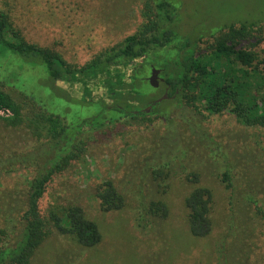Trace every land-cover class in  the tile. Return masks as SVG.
Listing matches in <instances>:
<instances>
[{
    "label": "rangeland",
    "instance_id": "obj_1",
    "mask_svg": "<svg viewBox=\"0 0 264 264\" xmlns=\"http://www.w3.org/2000/svg\"><path fill=\"white\" fill-rule=\"evenodd\" d=\"M165 1L176 9L177 22L170 29L177 38L171 49L179 48L186 37L203 36L200 51H206L226 34L227 25L240 27L242 23L264 22V0ZM148 2L0 0V14L8 15L24 41L51 50L69 65L81 67L136 33L145 21L143 13L147 8L152 14L157 11L155 3L149 7ZM256 30L250 34L249 43L242 46L262 53L264 23ZM171 56L174 53L167 50L143 56L130 65L129 75L151 61L160 65ZM150 76L149 69L147 77ZM0 82L6 85L0 84V89L21 109L18 125L8 122L13 113L12 116L0 115V153L24 151L48 141V130L36 118L43 110L35 101L49 114L61 117L60 123L71 127L70 135L80 130L81 121L100 110L81 106L77 99L83 94L80 85L58 82L56 87L45 65L11 50L0 57ZM91 88L95 90L92 84ZM98 91L104 93L105 90L99 88ZM165 91L166 86H161L157 92L148 93L150 98L158 99ZM106 101L110 102V98ZM185 111L176 107L171 111L172 120L148 116L146 122L127 128H124V120L108 124L100 131L87 127L75 137L87 142L86 154L74 160L72 167L58 177L52 195H47L43 201V209L58 201V197L76 200L86 216L97 223L102 241L93 249H83L70 238L56 233L42 245L34 264H226L227 261L229 264H264V129L243 126L230 114L210 116L203 128L213 141L203 144L201 131L197 132L196 128L198 122L192 119L193 112ZM169 121L175 123L171 125ZM112 128L116 133L114 137L111 133L107 137L99 136ZM65 138L57 142L64 146ZM217 150L219 153L215 156L220 157L213 160L211 152ZM165 151L171 158L178 157L175 166L183 163L189 169L190 165H196L201 173L200 186L213 192V229L206 238H195L189 231L185 199L193 186L184 178H176L164 196L169 216L157 224L152 233H142L136 227V200L130 199L123 210L117 212L104 213L100 208L94 190L99 184L110 180L117 186H125L134 166L140 164L145 155ZM227 167L231 171L230 190L226 189L222 177ZM31 179L32 171L1 175L0 229L9 207L6 199L12 194H23ZM251 197L258 201L257 206L251 203Z\"/></svg>",
    "mask_w": 264,
    "mask_h": 264
},
{
    "label": "trees",
    "instance_id": "obj_2",
    "mask_svg": "<svg viewBox=\"0 0 264 264\" xmlns=\"http://www.w3.org/2000/svg\"><path fill=\"white\" fill-rule=\"evenodd\" d=\"M152 2L156 5V13L152 14L147 8L143 13L145 21L136 33L81 67L69 65L51 50L24 41L8 15L0 14V57L6 50H11L14 54L41 62L56 87L58 82L80 85L83 94L77 99L81 106L100 109L93 117L81 121L80 130L70 135L71 127L61 124V117L49 114L33 99L43 110L36 114V118L48 130L50 138L24 151L0 153V177L18 171L33 172L28 189L6 199L9 207L0 229V264H34L42 245L56 233L70 238L83 249H93L101 243L97 223L86 216L76 200L58 197V201L43 209V201L47 195H52L58 177L72 167L74 160L86 154L87 142L75 138L85 128L100 131L108 124L122 123L123 120L126 121L124 128H127L134 123L146 122L148 116L172 120L171 111L182 107L187 113L193 112L192 119L198 122L196 128L197 132L201 131L203 144L213 141L203 128L210 116L230 114L243 126L264 129V50L260 53L242 46L249 43L250 34L258 31L256 29L264 22L242 23L240 27L227 25L226 34L209 45L206 51H200L203 36L186 37L179 48L171 49L177 38L170 29L177 22L176 9L165 0H149L147 6L152 7ZM159 50H167L174 56L160 65L151 61L129 75L130 65L135 60ZM152 68L161 70L165 80L161 86L169 87V99L161 103H156L157 97L150 98L148 93L159 89L153 88L147 79V71ZM0 84L6 87L4 83ZM99 88H104V93H100ZM107 98L110 102L106 101ZM149 107L151 111L147 113L145 109ZM0 109L13 113L8 122L20 124V107L1 89ZM107 113L114 116L107 118ZM48 123L50 127L47 128ZM110 133L114 137V128L99 136L107 137ZM60 138L66 139L64 146L57 142ZM165 152L148 153L140 164L137 162L125 182L126 187L117 186L110 180L99 184L94 190L100 208L104 213L117 212L123 210L130 199L136 200V227L142 233H152L157 224L169 216L164 196L176 178H184L193 186L185 199L189 231L195 238H206L213 229V192L200 186L201 173L196 165H190L189 169L183 163L175 166L178 157L171 158L169 152ZM217 152L219 150L211 152L213 160L220 157L215 156ZM179 154L184 156V153ZM222 177L226 189L230 190L229 167ZM250 199L251 203L258 205V201ZM224 258L227 261L226 256Z\"/></svg>",
    "mask_w": 264,
    "mask_h": 264
},
{
    "label": "water",
    "instance_id": "obj_3",
    "mask_svg": "<svg viewBox=\"0 0 264 264\" xmlns=\"http://www.w3.org/2000/svg\"><path fill=\"white\" fill-rule=\"evenodd\" d=\"M160 74H161V70L160 69L152 68V70H151V76L148 78V81H149L150 85L153 88H155V89L159 88L160 87V84L165 81L164 78H161L160 77ZM168 99H169L168 93H166L162 97L158 98L155 102L156 103H161V102H164V101H166ZM145 111L147 113H150L151 107L145 109Z\"/></svg>",
    "mask_w": 264,
    "mask_h": 264
},
{
    "label": "built area",
    "instance_id": "obj_4",
    "mask_svg": "<svg viewBox=\"0 0 264 264\" xmlns=\"http://www.w3.org/2000/svg\"><path fill=\"white\" fill-rule=\"evenodd\" d=\"M0 115L1 116H9V115H11L12 116V112L10 111V110H6V109H0Z\"/></svg>",
    "mask_w": 264,
    "mask_h": 264
},
{
    "label": "flooded vegetation",
    "instance_id": "obj_5",
    "mask_svg": "<svg viewBox=\"0 0 264 264\" xmlns=\"http://www.w3.org/2000/svg\"><path fill=\"white\" fill-rule=\"evenodd\" d=\"M160 77L163 78V76H162V72H161V74H160ZM148 78H149V77H148ZM148 78H147V79H148ZM161 84H163V83H161ZM161 84H160V87H161ZM160 87H159V88H160ZM168 92H169V87L166 88L165 94L168 93Z\"/></svg>",
    "mask_w": 264,
    "mask_h": 264
}]
</instances>
